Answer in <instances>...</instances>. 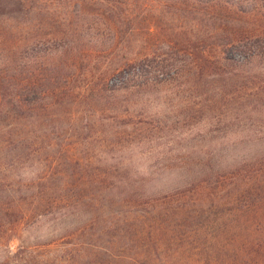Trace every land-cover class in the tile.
<instances>
[{"label": "rangeland", "instance_id": "374dc122", "mask_svg": "<svg viewBox=\"0 0 264 264\" xmlns=\"http://www.w3.org/2000/svg\"><path fill=\"white\" fill-rule=\"evenodd\" d=\"M19 1L21 7L15 0L0 4V62L21 61L24 75L34 74V57L46 67L59 62L73 65V83L87 79L101 65L122 63L111 77L115 82H151L141 99L129 95L128 103L154 120L147 124L149 129L120 137L122 127L115 120L102 118L98 110L78 102L66 108L51 107L45 116L27 123L1 118L0 187L14 188L17 197L25 199L21 204L39 209L0 238V264H92L89 256L83 257L91 252L89 243L95 239L91 197L106 190L113 180L107 173L109 163L121 167L128 162L135 171L156 159L166 162L171 156L187 155L185 150L221 142L224 133L237 142L243 136L251 137L247 143L253 147L263 140L257 138L264 131L261 108L247 106L223 127L222 121L206 125V114L199 116L198 105L188 104L209 93L202 85L205 80L216 84L212 79L221 78L199 73L193 52L211 43V51L241 58L234 45L218 44L225 40L223 36H207L224 27L233 36L258 25L264 29L259 15L210 8L196 0ZM79 65L83 67L79 69ZM169 173L164 172L148 189H164L158 192L161 194L176 187L174 173ZM167 174L171 180L166 179ZM172 203L175 206L177 201ZM157 206L168 208L169 213L173 209L165 202H157ZM182 210L183 214L184 205ZM238 218L239 224L222 226L216 232L221 240H233L236 247L242 243V235L249 234L244 228L245 216ZM181 219L167 217L166 224L175 230L165 228V234L162 230L157 250L174 257L172 264H196L197 259L199 264L203 252L197 245L206 231L200 232L189 220L181 225ZM100 243L110 242L104 237ZM110 250L135 256V248L126 242L111 245Z\"/></svg>", "mask_w": 264, "mask_h": 264}, {"label": "trees", "instance_id": "16d2710c", "mask_svg": "<svg viewBox=\"0 0 264 264\" xmlns=\"http://www.w3.org/2000/svg\"><path fill=\"white\" fill-rule=\"evenodd\" d=\"M196 1L210 8L234 9L264 19V0ZM6 2L8 0H0V4ZM15 2L21 7L19 0ZM222 29L211 31L212 35L207 38L223 36L225 40L218 44L234 45L242 57L211 51L208 46L211 43L206 45L208 47H198L193 52L197 71L217 74L221 78L212 79L217 81L216 84L211 79L205 80L202 85L209 89V93L188 104L198 105L199 116L206 114V125L222 121L225 127L247 106L261 108L264 112V29L258 25L240 30L234 36L225 27ZM196 43L193 45L197 46ZM33 60L37 62L33 75H29L31 71L24 75L25 69L17 59L0 62V119L27 123L28 119L45 116L51 107L66 108L78 102L98 110L102 118L115 120L122 127L120 137L129 136L135 130L149 129L147 124L154 120L135 111L128 103L129 95L141 99L151 82L139 79L115 82L111 77L121 70L122 63L118 66L101 65L91 71L87 79L73 83V65L59 62L46 67L37 58ZM23 63L27 65L26 61ZM82 67L79 65V69ZM55 119L51 117V122L56 123ZM229 136L224 133L221 142L185 150L183 153L187 155L177 154L166 162L156 159L135 171L130 169L128 162L121 167L107 164V173L113 180L109 181L106 190L97 191L91 197L94 205L91 234L95 239L89 243L92 244L91 252L83 257L89 256L92 264H172L175 258L161 255L157 250L161 241L156 240L162 230L165 234V228L175 230L165 221L173 215L178 216V220L182 216L180 224L189 220L200 232L206 231V237L197 245L203 252L199 264H264V131L257 137L263 139L260 145L254 147L247 143L251 137L243 136L241 142L245 143L240 144ZM120 168L122 171L116 177L114 172ZM164 172L174 173V186H177L166 188L161 194L158 192L164 189H148L156 184L155 180L164 177ZM169 174L165 175L167 180H171ZM23 200L17 197L14 188L0 187V238L9 235L29 213L39 209L36 205L21 204ZM174 201H177L175 206ZM157 202L167 203L173 208L171 213L168 208L160 209ZM183 205L185 212L182 214ZM178 207L180 212L176 209ZM125 211L130 215H125ZM241 216H245L244 228L249 229V234L242 235L241 244L236 247L233 240L217 237V229L239 224L238 217ZM104 237L110 242L108 245L100 243ZM219 240L223 241L220 245ZM124 242L135 248V256L121 251L111 252V245Z\"/></svg>", "mask_w": 264, "mask_h": 264}]
</instances>
